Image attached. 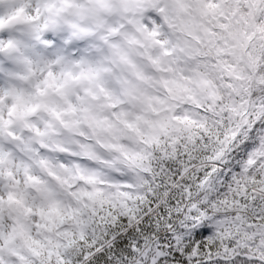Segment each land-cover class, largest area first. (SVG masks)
<instances>
[{"label":"clouds","instance_id":"clouds-1","mask_svg":"<svg viewBox=\"0 0 264 264\" xmlns=\"http://www.w3.org/2000/svg\"><path fill=\"white\" fill-rule=\"evenodd\" d=\"M182 3L10 0L4 6L0 253L10 264H48L60 230L57 213L65 214L51 210L50 193L63 201L70 188L99 206L89 194L103 188L81 175L90 169L108 175L103 162L117 149L107 145L138 146V133L125 122L147 130L146 120L162 118L187 95L185 76L206 72L192 54L204 18L183 11ZM234 7L223 3V15H233Z\"/></svg>","mask_w":264,"mask_h":264},{"label":"snow or ice","instance_id":"snow-or-ice-1","mask_svg":"<svg viewBox=\"0 0 264 264\" xmlns=\"http://www.w3.org/2000/svg\"><path fill=\"white\" fill-rule=\"evenodd\" d=\"M223 3L183 0L204 18L192 54L206 72L185 76L187 95L147 130L125 122L138 146L107 145L108 175H81L103 188L89 194L99 206L70 188L63 201L50 193L65 214L48 264H264V0H247L244 17H225Z\"/></svg>","mask_w":264,"mask_h":264},{"label":"rangeland","instance_id":"rangeland-1","mask_svg":"<svg viewBox=\"0 0 264 264\" xmlns=\"http://www.w3.org/2000/svg\"><path fill=\"white\" fill-rule=\"evenodd\" d=\"M224 3H228L235 6L234 8L230 9V11L233 13V16L244 17L246 15L243 9L247 6V0H224ZM197 42L200 43L199 40H197ZM183 91L184 90H181V93Z\"/></svg>","mask_w":264,"mask_h":264}]
</instances>
